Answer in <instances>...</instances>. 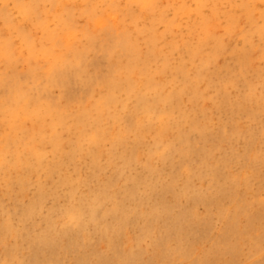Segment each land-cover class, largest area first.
Listing matches in <instances>:
<instances>
[{
	"label": "bare ground",
	"instance_id": "obj_1",
	"mask_svg": "<svg viewBox=\"0 0 264 264\" xmlns=\"http://www.w3.org/2000/svg\"><path fill=\"white\" fill-rule=\"evenodd\" d=\"M167 1L172 19L158 0H0V264H240L246 244L264 247V128L235 143L238 120L264 114L248 77L264 12ZM112 30L108 73L92 76Z\"/></svg>",
	"mask_w": 264,
	"mask_h": 264
},
{
	"label": "rangeland",
	"instance_id": "obj_2",
	"mask_svg": "<svg viewBox=\"0 0 264 264\" xmlns=\"http://www.w3.org/2000/svg\"><path fill=\"white\" fill-rule=\"evenodd\" d=\"M158 2L160 4V6L162 8H164V11H165L164 14L166 15V18L172 19L174 17L173 7L171 5H169L167 0H158ZM189 3H191V2L189 1ZM257 5H258V8L260 9V11L264 12V0H259ZM0 7H1V2H0ZM190 7L195 8V5L191 3ZM137 11L139 12V10H137ZM83 24H85L84 21H82L79 25L82 26ZM129 29L133 32V30L131 28H129ZM162 29H163L162 27L158 28V30H162ZM173 32L175 33L176 31H173ZM219 33L221 34V32H219ZM117 34H118L117 31L112 30L111 35H110L111 38L106 37V39L104 40L105 41L104 47H101V45H100L101 43L98 42L97 43L98 45L95 46L94 50L91 52L90 57L92 59V61H91L92 63L87 67V71L90 75L98 77V78H103L108 73L107 68L111 65V62L109 61L108 57H106L103 48L108 47V45L111 44V42L114 40V38L117 37ZM172 35H173V33L171 32L168 36H166V38H165V39H167L166 42L171 40ZM259 39H260L259 35L257 33H254V40L256 42H258ZM83 41H86V39H84ZM141 42H143V40H141ZM229 42L234 46L237 44L238 47H241L242 42H243V38H242L241 33L240 32L236 33L232 37V39H230ZM142 46H144V45H142ZM228 62L232 65V67L237 69V67H235V65H234L235 62L233 59L228 60ZM254 62H255V64L251 68V70L249 71L248 77L252 81H256L259 79L262 82V83H260L261 85L259 88L262 89L263 82H264V58L259 56V53H258L255 55ZM222 64H223V60L222 61L220 60V62L218 63V66H222ZM258 74H260V76H262V78L258 77ZM246 87H247L246 82L243 80V78L239 79V85H238L237 89L231 90L232 95L239 93L242 96L246 90ZM56 93H57V90H56ZM208 103L211 104L210 101ZM213 113H214V116L218 120L220 115H219L218 110L216 108L213 109ZM221 114H222L221 115L222 120H227V121L231 122V126L229 125L228 130H227V131H231V128L233 126L232 125V119L233 118L231 117V114L227 113V111H224V113H221ZM237 123L240 127V135L241 136H239V140L235 141V143H236L237 148L243 149V147L245 145V140L248 139V137H249L248 135H246L248 131L254 130V131L259 132V133L263 132L262 130L264 128V126H263L264 125V114H262L259 119H255V120L249 119L246 115H243L238 120ZM260 136H261V134H260ZM253 143L255 145H258V147H261L262 148L261 150L264 152V138H262V137L259 139L257 138V140H255ZM229 151H231V146H230L229 142H225L224 147L221 150H217L214 152L215 157L218 158L221 155L220 152L229 153ZM196 181L199 182L198 183L199 186L207 185L206 180L205 181L201 180L205 183L200 182L199 179H196ZM253 181H254V192L256 195V199L264 198V177L255 178ZM201 183L203 185H201ZM185 203H186L185 205L187 207L192 206L191 201L185 202ZM224 204H225V206H227L228 203L225 201ZM198 210L200 213L204 214L206 208L204 207L203 204H200L198 206ZM238 222L241 225H245L247 222V218L240 216L238 218ZM212 225H213V228L211 230V232H212L211 236H212V239L217 243L221 238L223 220L218 218L217 216H215V218H213ZM131 235H132L131 237H134L135 233L131 232ZM132 240H133V238H132ZM99 244H101V243H99ZM146 244L149 245L148 243H146ZM252 250H254V251H252ZM243 251H244V257H243V260L241 261L240 264H264L262 262V260L264 259V247L261 250H258V249L255 250L253 245L248 243L244 246ZM248 252H250V253H248ZM72 254L73 253L70 252V257H72ZM245 254H247L249 256L245 258ZM69 260L72 261L73 259L70 258Z\"/></svg>",
	"mask_w": 264,
	"mask_h": 264
}]
</instances>
